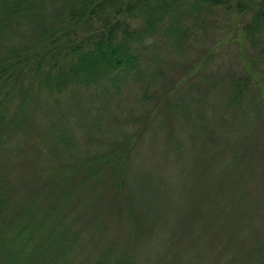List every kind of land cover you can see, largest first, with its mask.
Wrapping results in <instances>:
<instances>
[{"label": "rangeland", "instance_id": "rangeland-1", "mask_svg": "<svg viewBox=\"0 0 264 264\" xmlns=\"http://www.w3.org/2000/svg\"><path fill=\"white\" fill-rule=\"evenodd\" d=\"M236 1L242 9L239 13ZM256 1L227 0L226 5L190 11L174 24L177 25L174 32L151 29L144 40L136 42L139 59L134 67L108 76L100 86L82 81L76 93L55 88L50 92L34 86L27 122L30 127L27 130L23 124L13 133L8 145L17 149L8 152L9 146L6 154L3 152L7 162L0 180L9 179L14 188L24 189L23 180L33 179L38 187L48 181L40 177L49 176L47 167H77L83 159L105 155L103 152L119 142L115 147L122 148L123 153L127 150L125 187L131 209L137 217L141 213L144 218L131 230L126 227V212L112 214L117 206L114 197L103 191V187H110L111 176L109 181L103 178V183L97 182L95 189L80 184L67 202L61 203L59 211L51 214L50 225L54 224L55 229L70 223L69 235L63 241L68 238L71 241L61 247L62 251L50 264H95L103 251H115L121 242L127 243L122 244V249H131L139 264H165L161 253L164 248L175 252L174 247L169 248L168 234L173 228L179 231L178 213H172L178 210L177 205L184 207L187 201L179 199L177 191L181 185L190 189L198 173L207 176L202 165L197 167V160L207 169L211 166L209 176L215 164L214 175L220 176L218 172L226 170L224 181L250 178L243 182L250 185L252 196L261 187L264 189V171L260 168L264 165V26L249 32L245 28L251 26ZM48 8L47 20L53 7L49 4ZM32 21L18 18L0 27V57L8 51L23 54L22 50L34 38L31 33H39L48 24ZM247 67L253 75L249 80L257 79L258 88L255 85L238 99L232 98L231 93L238 88L234 83L240 76L249 75ZM25 139L26 147H21ZM37 145L44 150V156ZM78 180L70 177L51 183L66 191L77 185ZM25 184L28 190L29 183ZM148 186L156 190L152 193ZM158 189L166 193L165 199H161ZM260 194L264 212V193L260 190ZM91 196L96 200L88 201ZM107 204L110 208L104 220L108 226L96 225L95 216L103 217ZM155 214L159 219L153 233L159 231L158 239L150 237L145 226ZM171 214L176 224L168 230L167 224H174ZM126 229L140 233L138 242L128 241ZM198 233H202L201 228ZM241 238L246 239L250 251L248 257H242L241 264H264V219L261 223L257 221L251 232L241 231L239 242ZM232 244L233 241L230 247ZM211 247L198 257L189 249L187 260L172 256L177 264H194L198 259L200 264H225L232 258L222 246L215 258L214 253L207 252Z\"/></svg>", "mask_w": 264, "mask_h": 264}, {"label": "trees", "instance_id": "trees-1", "mask_svg": "<svg viewBox=\"0 0 264 264\" xmlns=\"http://www.w3.org/2000/svg\"><path fill=\"white\" fill-rule=\"evenodd\" d=\"M49 4L53 9L47 20L45 9H50ZM226 4L227 0H0V27L5 24L8 26L18 18L29 23L33 18L41 24L48 22L47 26L49 25L48 28L46 26L40 29L39 33L37 31L31 33L34 38L30 45L22 50L25 51L23 54L8 51L7 55L0 57V173L6 167L7 161L3 152L6 154L13 133L23 124L27 130L30 127V123L27 122L34 86L50 92L53 88L58 91L70 89L72 93L78 92L82 81L100 86L108 76L134 67L139 59L135 51L136 42L144 40L151 29L174 32L177 27L174 24L179 23L181 17L188 12ZM235 8L238 10L237 13L242 10L239 1L235 2ZM249 8L252 9V6ZM261 26H264V0L256 1L251 26L247 25L245 28L249 32L256 31ZM247 68L249 74L251 70L250 67ZM249 76L253 78L251 73L245 77L240 76L234 83L238 88L231 93L232 98L238 99L242 92H249L255 85L257 87V79L249 80ZM258 93L261 94L260 91ZM26 142L27 139L23 140L20 146L26 147ZM51 142L57 147L55 142ZM118 144L119 142H115L113 149L103 152L105 155L101 154L90 160L83 159L77 167L71 165L65 168L60 165L47 167L49 176L40 177L48 181L38 187L35 186V180L25 178L27 175L23 177L24 189L14 188L10 185L9 179L0 180V264H50L51 259L62 251L61 247L71 241L69 238L63 241L64 237L69 235L70 223L68 226L64 223L55 229L54 224L50 225L53 223L51 214L59 211L61 203L64 205L80 184L95 189L97 182L103 183V178L109 181L111 176L110 187H103V191L114 197L117 206L112 214L126 212V227L131 230L134 229L133 225L138 226L144 221L141 213L137 217V213L132 212L127 196L129 193L125 187L127 150L123 153L122 148L115 147ZM16 149L17 147L12 145L8 152ZM37 149L44 156V150L39 145ZM196 163L197 167L200 165L204 167L207 176L198 173L194 176L195 180L191 183L190 189L181 185L179 192L177 191L179 199L187 201L184 207L183 204L177 205L178 210L172 213H178L179 231H174L176 228H173L168 234V245H171L169 248L174 247L175 252L170 253L164 248L161 253L166 259L165 264H177L174 255L180 260H187L186 252L189 249L195 253L194 257H198L210 246L212 247L207 252L214 253L215 258L218 256L217 249L221 246L230 253L229 256L232 258L225 261V264H241L242 257L245 256L244 259L248 257L250 251L246 239L241 238L239 242L237 237L241 231L251 232L257 221L260 223L263 221L260 190L264 193V189L261 187L259 192H254L255 196H252L250 185L243 182L250 178L241 180L230 178L224 181L222 176L226 170L218 172L220 176L214 175L216 166L214 164L212 175L209 176L211 166L207 169L201 161L197 160ZM260 168L264 171V165H260ZM146 172L149 177L151 171ZM70 177L79 178L78 184L66 191L51 183H56L57 179L64 182ZM24 181L29 183L28 190ZM206 181L209 183L205 184ZM147 188L152 193L156 190L154 187ZM48 195L52 197H46ZM164 195L166 193L162 190L161 199H165ZM153 196L154 194L151 197ZM97 197L98 194L95 198ZM95 198L91 196L88 201L96 200ZM40 208L44 210L41 211ZM107 208H110L108 204L103 217L95 216L93 222L96 225L108 226L104 220L109 212ZM172 214L170 219L174 224L168 223V230L176 224L175 216ZM158 219V214H155L150 217V223L145 224L148 227L147 232L152 235L150 237L154 236L156 239L159 238V231L157 233L153 231ZM195 228L197 233H194ZM200 228L202 233H198ZM129 229H126L128 241L134 239L138 242L140 233H130ZM122 244L127 245L121 242L115 251L112 249L103 251L102 258L95 264H139L131 249L123 250ZM197 263H201L199 259L194 260V264Z\"/></svg>", "mask_w": 264, "mask_h": 264}]
</instances>
